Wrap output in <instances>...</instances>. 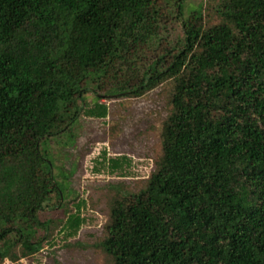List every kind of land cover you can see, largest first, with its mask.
<instances>
[{
    "label": "trees",
    "instance_id": "obj_1",
    "mask_svg": "<svg viewBox=\"0 0 264 264\" xmlns=\"http://www.w3.org/2000/svg\"><path fill=\"white\" fill-rule=\"evenodd\" d=\"M182 2L0 0V262L52 233L41 214L67 197L51 143L170 81L155 170L111 200L100 246L113 264H264V0H222L214 25Z\"/></svg>",
    "mask_w": 264,
    "mask_h": 264
},
{
    "label": "rangeland",
    "instance_id": "obj_2",
    "mask_svg": "<svg viewBox=\"0 0 264 264\" xmlns=\"http://www.w3.org/2000/svg\"><path fill=\"white\" fill-rule=\"evenodd\" d=\"M221 1L183 0V16L199 11L207 24H218ZM171 90L167 81L133 97L105 98L101 102L109 108L106 117L83 115L73 126V135L64 134L51 143L55 173L67 198L62 208L42 212V218L54 220L52 233L39 252L22 258L20 264H113L100 246L110 220V202L125 192L144 189L155 170L162 125L171 110ZM86 99L89 106L96 96L89 93ZM115 157L126 159L113 168L109 160ZM73 213L85 222L69 236L63 223ZM0 264L12 262L6 259Z\"/></svg>",
    "mask_w": 264,
    "mask_h": 264
}]
</instances>
